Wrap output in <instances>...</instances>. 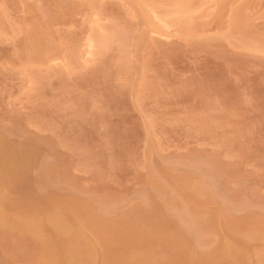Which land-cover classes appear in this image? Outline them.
Masks as SVG:
<instances>
[{
  "label": "rangeland",
  "instance_id": "374dc122",
  "mask_svg": "<svg viewBox=\"0 0 264 264\" xmlns=\"http://www.w3.org/2000/svg\"><path fill=\"white\" fill-rule=\"evenodd\" d=\"M0 264H264V0H0Z\"/></svg>",
  "mask_w": 264,
  "mask_h": 264
},
{
  "label": "bare ground",
  "instance_id": "6f19581e",
  "mask_svg": "<svg viewBox=\"0 0 264 264\" xmlns=\"http://www.w3.org/2000/svg\"><path fill=\"white\" fill-rule=\"evenodd\" d=\"M88 50V49H87ZM88 52V51H87ZM86 53V52H85ZM86 55H88V53L86 54ZM84 56V55H83Z\"/></svg>",
  "mask_w": 264,
  "mask_h": 264
}]
</instances>
